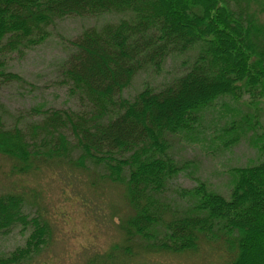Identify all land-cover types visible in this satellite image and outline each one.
Returning <instances> with one entry per match:
<instances>
[{"label": "trees", "instance_id": "16d2710c", "mask_svg": "<svg viewBox=\"0 0 264 264\" xmlns=\"http://www.w3.org/2000/svg\"><path fill=\"white\" fill-rule=\"evenodd\" d=\"M241 1L0 0V52L7 53L44 40L41 26L56 19L129 15L86 28L70 42L60 72L79 108L32 109L40 118L25 124L0 121V154L20 174L59 160L73 168L91 166L121 186L130 212L118 227L128 246L145 252L194 250L221 233L228 249L235 247L230 264H264V129L257 138L258 162L228 170V197L199 182L180 190L183 209L164 199L182 170L169 152L175 137L196 132L203 112L219 98L245 95L248 104L264 103V24ZM195 49L183 74L159 88L145 85L132 98L123 95L139 73H160L171 55ZM0 76L19 79L4 71ZM239 137L232 133L224 144ZM22 210L20 194H0V233L30 229L24 244L0 256V264H22L47 243V223Z\"/></svg>", "mask_w": 264, "mask_h": 264}, {"label": "rangeland", "instance_id": "374dc122", "mask_svg": "<svg viewBox=\"0 0 264 264\" xmlns=\"http://www.w3.org/2000/svg\"><path fill=\"white\" fill-rule=\"evenodd\" d=\"M239 4L258 14L264 24V0H242ZM128 16L110 13L56 19L47 27L41 26L46 34L44 40L11 53L0 52V72L19 76L18 80L0 76V121L11 126L40 118L39 113L31 115L32 109H78V100L68 94L60 72L72 50L70 42L86 28H100ZM33 37H38V32ZM197 53L195 49L184 55H171L160 73H139L123 95L132 98L145 85L161 87L183 74ZM247 101L245 95L240 100L219 98L203 112L196 132L171 141L169 152L182 166L164 196L172 208H185L186 200L180 190L199 182L228 197L232 186L228 170L258 162L257 138L264 129V103ZM232 126L235 132L225 133ZM236 132L239 139L225 145L224 140ZM101 174L91 166L73 168L59 160L47 161L35 171L20 174L12 170L11 159L0 154V194H20L22 213L39 216L48 225L47 243L22 264H230L235 247L229 250L227 237L221 233L217 240H201L194 250L145 252L139 246H128L118 227V220L130 212L124 189L104 180ZM29 234L30 229L21 233L19 228L0 233V256L22 246Z\"/></svg>", "mask_w": 264, "mask_h": 264}]
</instances>
